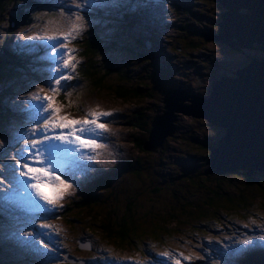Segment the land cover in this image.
I'll list each match as a JSON object with an SVG mask.
<instances>
[{
	"label": "rangeland",
	"instance_id": "1",
	"mask_svg": "<svg viewBox=\"0 0 264 264\" xmlns=\"http://www.w3.org/2000/svg\"><path fill=\"white\" fill-rule=\"evenodd\" d=\"M174 1H177L178 5L170 6L171 13L170 15L166 14L164 18L137 17L136 27L145 28L146 32L135 31L132 34L129 33L131 32L129 23L133 14L120 8V0H115V9L112 11L108 6H93L82 3L80 0H15L14 2L12 0L4 1L2 4L0 23L3 21V27H7V21H9V26L13 24V18L19 14L18 9L27 10L31 17L29 23L18 25L12 30L7 27L6 32L0 33V48L6 37L9 41L7 45L13 48L18 55L23 53L24 56H19L23 57L29 65V67L25 66L24 69H20L22 78L20 82L19 78H16V82H14V77H10L8 85L0 90V107L5 112L13 111L18 117L6 120V122L0 120V197L5 194L11 197V199H0V264H93L89 262L91 258H97L99 264H106V260H110L111 264H115V262L117 264L151 263L149 253L143 254L136 247L134 251L119 250L116 244L106 239L107 235L102 232L101 228L96 227L91 220L88 224V220L81 217L83 214L79 215L81 218L79 220L71 218L70 223L65 218L68 213L79 211V208L71 205V200L80 194V188L88 187L90 185L88 183L92 184L94 179L104 176L111 170H115L116 174L113 177V191L116 187L115 191L118 193L127 192V187L129 188L130 184L139 181L137 173L142 176L144 181H149L148 176L142 174L145 171L149 173L150 167L147 168L145 163L139 164L135 168L129 167L130 161L126 163L134 155L140 156L143 161L146 160V154H138L136 148L129 141L133 129L128 122L131 121L134 111L139 108L142 96L139 95L140 97L127 101V99L113 98L110 90L105 88L96 89L90 86L79 91L83 86L79 84L81 79L78 77L77 69L72 71L62 68L61 60L64 51L67 50L59 47L62 41H49L44 37L53 34L52 29L55 27V23L50 22L60 21L63 13L64 17L69 14L71 16L80 15L84 18L85 26L80 35L67 46L75 49V56L81 52L80 43L87 34V28L92 29L99 41L102 42L103 47L99 48V51L106 64L115 61L117 56L119 58L125 55L140 61L142 57L134 53L130 54L125 49L126 46L134 42L137 46L135 49L144 52L145 56L143 55V57L148 59L144 65V72L148 79H137V82L144 84L143 88L148 85L147 88L151 94L144 101L147 110L143 111V117H150L156 109L157 112L162 111L164 90L169 88L176 90L173 94L177 96L187 90L203 96L207 94L213 79L220 78L221 75H232L234 70L251 62L246 67V72H248L253 63L258 59H264V50L259 48V43L256 41L250 45H239L236 42L230 45L219 37L216 39L212 37V33L219 32L218 21L221 19L223 9L220 0ZM238 2L240 1L229 2L232 11H235V5ZM241 9L243 10V8ZM237 10L239 12V7ZM104 20L108 22H104ZM105 34L115 35V37L110 36V39L105 37ZM134 35L142 42L132 39L131 37H135ZM33 37L35 39H32ZM232 39L235 41L236 38L232 37ZM107 53L110 55L107 56ZM125 64L129 67L127 69H131L133 62L127 58ZM137 64L135 63V65ZM25 70L28 74L31 70H35L39 80L24 73ZM54 72L56 73L53 76ZM65 72H68L66 76L70 75L72 79L61 80L59 94L56 95L54 101L55 107L62 108L59 115L68 114L72 118L83 119L88 109L97 113L110 112L111 114L101 116L98 121L105 126L106 130L98 129L97 134L87 137L94 139L96 143L104 145V147L95 151L81 150L83 157L81 163L91 165V168L84 172L77 170L75 179L60 176V179L70 184L71 188L59 190L64 195L62 200L57 201L58 204L53 214L34 206L30 207V204L26 203L21 195L10 191L12 185L9 183L10 168L8 166L15 165L16 159L19 158L16 156L18 151L30 148L28 140L41 138L31 134V130L37 124L42 125L44 122L40 118L37 122L36 109L32 105L40 102L33 100V95L38 89L44 88L45 93H41V95L52 96L53 93L49 91V88L56 87L55 80ZM226 83L229 81L222 79L217 84L222 86ZM165 96L169 99L174 97L172 95ZM182 102L190 101L183 99ZM40 116L43 117L46 114L41 112ZM173 124L175 125L174 131L171 135L166 136L167 142L173 144L164 150V156L167 161L175 163L172 171L194 173L200 168V164L196 162L199 156L195 155V151L186 154L183 151L187 146L196 150L203 147L199 145L198 141L192 139L194 137L189 135L190 131L201 133V137L197 140L203 144H212L217 142L222 135L224 127L206 120H197L193 115L182 112L177 113ZM177 134L183 139L186 136L187 142L180 140ZM179 140L178 151V148L173 146ZM73 147L76 146L73 145ZM177 151L180 153H176ZM89 156H94L95 159L90 160ZM254 162L260 163L258 160H254ZM262 167L259 169H263ZM133 170L136 171V174ZM158 170L156 174L159 175L162 170ZM56 175L60 174L56 173ZM151 176L155 175L152 173ZM162 184L166 185L167 182ZM42 190L50 198H55L57 195V190L52 187L45 186ZM145 192L146 190L143 189L142 193ZM156 194L158 195V193ZM156 194H153L152 198L157 200ZM166 195H169V190H166ZM89 202L90 204H100L103 201L92 198ZM128 202L132 204V200L128 199ZM254 208H256L254 213L259 215L248 216L247 220L242 219L238 223L239 228L234 230L233 227L228 226L217 232L208 233L205 238V248L198 246L197 242L188 240L180 233L174 234L183 238L174 237L171 240L172 246L163 244L162 248L157 249L147 241L148 238H143L144 246L151 244V249H155V251L153 250L154 254L162 259L167 258V262L171 264H176L181 253L183 256L191 257L200 254L199 249L203 251L204 255L202 264H247L242 262L247 256H253V260H257L258 252H262L261 248L264 249V245L261 247L256 243V240L262 239V242L259 243L264 244V207ZM85 209H83L84 212ZM124 214L130 215L126 211ZM229 214L234 217L239 216L235 213ZM43 225L50 227L44 228ZM141 227H147L149 230L152 225L145 226V222H143ZM166 238L167 236L164 240ZM252 238L255 241H252ZM245 240H250L252 243L244 245ZM45 244L47 248L44 247ZM236 247H242L245 251L236 255H228L229 250ZM162 252H168L170 256H161ZM162 259H159L157 264H167ZM187 260L192 264L195 263L192 259Z\"/></svg>",
	"mask_w": 264,
	"mask_h": 264
},
{
	"label": "trees",
	"instance_id": "2",
	"mask_svg": "<svg viewBox=\"0 0 264 264\" xmlns=\"http://www.w3.org/2000/svg\"><path fill=\"white\" fill-rule=\"evenodd\" d=\"M4 1L12 0H0V11ZM126 11L127 13L131 12L129 10ZM18 13L13 18L14 20L12 19V25L9 26V21L6 22L10 30L18 25L29 23L30 12L18 9ZM132 14L133 16L130 18L129 23L130 34L135 33V31H142V28L136 27L137 17L134 15V11H132ZM2 25L3 21L0 23V33L7 31V27ZM87 29V34L80 43L81 52L75 57V60L79 61L76 66L78 77L81 79L79 84L83 86L79 91L90 86L96 89L105 88L110 90L109 92L113 98L127 99V101L142 96L139 108L134 111L131 121L128 122L133 129L129 136V141L136 148L138 154H146V160L143 161L140 156L134 155L126 163L130 161L129 167L131 166L132 168L145 163L147 168L150 167L149 173L145 171L142 174L148 176L149 181H144L142 176L138 173L136 174V171L133 170L139 181L135 184H130L129 188L127 187V192L118 193L115 191L116 187L113 191V177L116 176L115 170L109 171L104 176L97 177L92 184L88 183L90 185L86 186L87 188L81 187L80 194L71 200V205L79 208V211L66 215L65 218H67L68 223L71 222V218L81 219L79 215L83 214L81 217L87 219L88 224H90L89 221L91 220L96 227L101 228L102 232L107 235L106 239L116 244L119 250L129 249L134 251L136 247L143 254L149 253L151 261L149 264H157L162 257L154 254L155 249H153L154 251L151 249V244L145 247L143 238H148L147 241L152 243L157 249L162 248L163 244L172 246L171 240L174 237H185L190 241L195 240L204 247L203 242L208 232H217L221 228L228 226L233 227L235 230L239 228L238 223L242 219H247L248 216H258L259 214L254 213L256 211L254 207H264V167L263 169L254 167L250 170L246 167L236 166L224 172L207 170V163L205 162L208 156L207 143L203 144L197 140L201 137V133L195 131H190L189 135H192L194 137L192 139L198 141L203 148L196 150L187 146L183 151L184 154L195 151V155L199 156L196 162L200 164V168L194 173L172 171L175 163L166 160L164 150L168 149L173 143H168L166 137L156 151L142 147L141 143L146 138L147 124L149 125L151 115L156 112L153 111L150 117H143V111L147 110L146 102L144 101L151 94L147 88L148 85L143 88L144 84L137 82L139 78L148 79L146 72H144V65L148 59L143 57V55L145 56L144 52L135 49L137 46L133 42L131 45L126 46L125 49L130 54L134 53L142 57L140 61L125 55L119 57L121 60L117 56L115 61L106 64L103 62V55L99 51V48L103 47L102 42L99 41L92 29ZM95 30L97 31V29ZM110 36L115 37V35L105 34V37L111 39ZM131 38L137 39L136 36ZM139 41L142 42V40ZM7 42L9 41L5 37L0 48V90L8 85L10 77H14V82H16V78H19L20 82L22 79L20 69H24L25 66L29 67L27 61L19 56H24L23 53L18 55L13 48L7 45ZM187 43L190 44L188 41ZM109 55L110 53H107V56ZM127 58H130L133 62L131 69H127L129 67L125 64ZM135 63L138 64L135 65ZM24 73H27V70ZM67 73L62 75L66 76ZM28 75L39 80V76L34 70H31ZM16 115L13 111L5 112L0 107V120L6 122V120L17 119ZM194 118L200 121L207 120L198 116H194ZM39 120L38 118L37 122ZM177 135L179 136V134ZM179 137L180 140L187 142L186 136H184V139L181 136ZM180 140L173 146L178 148V151ZM181 149H183L182 146ZM178 151L176 153L179 154L180 152ZM158 169L164 172L160 171L158 175L156 174L159 171ZM152 173L155 176H151ZM166 182V185L162 184ZM143 189L146 190L145 193H142ZM166 190H169L168 196L166 195ZM122 194L124 196H121ZM153 194H156L157 200L152 198ZM92 198H98L103 202L90 204L89 201ZM128 199L129 201L132 200V204L127 203ZM83 209H85V212ZM124 211L130 215H125ZM227 212L228 215H226ZM229 213H235L239 216L234 217ZM143 222H145V226L152 225V227L149 230H147V227H141ZM174 233H180L183 237ZM165 236H167L165 239L167 242H164ZM261 249L262 252H258L259 258L253 260L252 264H264V260H261V258H264V249ZM203 257V253L200 252L198 255L191 256L190 259L195 262L194 264H202ZM96 259L91 258L89 262L99 264ZM162 260L167 264H171L167 262V258ZM177 260L179 264H192L184 259L183 256H179Z\"/></svg>",
	"mask_w": 264,
	"mask_h": 264
},
{
	"label": "water",
	"instance_id": "3",
	"mask_svg": "<svg viewBox=\"0 0 264 264\" xmlns=\"http://www.w3.org/2000/svg\"><path fill=\"white\" fill-rule=\"evenodd\" d=\"M223 1L220 0L225 9L222 10L221 19L218 21L219 32L212 33V37H219L230 45L233 42L250 45L256 41L259 48L264 50V25L259 29L260 15L251 11L247 0H238L240 2L235 5L236 12L230 8V3L235 0ZM238 7H245L248 12H238ZM229 17L238 24L228 23ZM232 37L236 38L235 41ZM250 64L251 62H248L245 66L237 68L232 75H221L220 78L213 79L207 96L187 90L175 98L176 94L173 93L176 90H164L162 111L156 110L151 115L142 147L156 151L163 139L172 134L175 129L173 121L177 113L182 112L204 117L210 123L224 127L217 142L207 144L208 156L205 162L209 171L224 172L236 166L250 170L254 167H264V59H258L246 72V67ZM222 79L228 80L229 83L217 88L218 81ZM165 95L174 97L169 99ZM183 99L190 102L183 103ZM193 104L199 107L191 109ZM254 160L260 163H255Z\"/></svg>",
	"mask_w": 264,
	"mask_h": 264
},
{
	"label": "snow or ice",
	"instance_id": "4",
	"mask_svg": "<svg viewBox=\"0 0 264 264\" xmlns=\"http://www.w3.org/2000/svg\"><path fill=\"white\" fill-rule=\"evenodd\" d=\"M89 5H98L106 7L112 0H86ZM80 7V5H77ZM61 20L55 23L52 29L53 34L47 35L49 41H62L60 48L67 49L63 53L62 68L75 70L78 60H75V49L67 46L80 35L83 30L84 18L80 15L64 17L61 14ZM95 23V21H93ZM32 39H35L33 37ZM72 79V76L60 75L55 80L56 87H50L49 91L53 93L52 96L41 95L45 93L44 88H40L33 95L32 99L39 101V104L32 105L36 109V116L43 119V124H37L31 130L33 136H39L40 139L28 140L30 148L21 149L16 153L19 157L15 161V165H9L10 179L9 183L12 185L11 192L19 194L23 200L45 212H55L57 201L63 199L64 193L59 190L70 189L71 185L65 183L60 179V176H66L69 179H75L77 170L84 172L91 168V165L82 164L83 159L81 155L82 149H89L95 151L96 149L104 147V145L96 143L94 139L87 138L92 134H97V130H106L105 126L98 121L101 116L110 115V112H94L88 109L83 119L72 118L68 114L59 115L62 111L61 107H55L54 101L56 95L59 94V87L61 80ZM43 112L46 116L41 117ZM75 145L76 147H73ZM39 146V147H38ZM88 159H95L94 156H89ZM59 173L60 175H56ZM48 186L57 190L55 198H50L42 188ZM0 199H11L5 194ZM40 201L45 202L41 204ZM51 205V207H48ZM42 227L48 228L49 225ZM43 243V241H41ZM244 245H250V240H245ZM47 248V245H44ZM245 251L242 247L231 248L228 255H236ZM161 256H170L168 252H162ZM183 256V253H181ZM184 259L190 257L183 256ZM140 264V262H137ZM179 264V261H176Z\"/></svg>",
	"mask_w": 264,
	"mask_h": 264
},
{
	"label": "bare ground",
	"instance_id": "5",
	"mask_svg": "<svg viewBox=\"0 0 264 264\" xmlns=\"http://www.w3.org/2000/svg\"><path fill=\"white\" fill-rule=\"evenodd\" d=\"M246 2L252 12L256 11L260 15L259 22L261 25H259V29H261L262 25H264V0H247ZM228 23L238 24V22L232 19L231 17H229ZM220 87L221 85L217 86V88H220ZM175 97H177V95H175ZM198 107L199 106L197 104H193V109H197Z\"/></svg>",
	"mask_w": 264,
	"mask_h": 264
},
{
	"label": "clouds",
	"instance_id": "6",
	"mask_svg": "<svg viewBox=\"0 0 264 264\" xmlns=\"http://www.w3.org/2000/svg\"><path fill=\"white\" fill-rule=\"evenodd\" d=\"M167 1H169V0H164V2L167 4V7H168V10H169V12L171 13V10H170V6H172V7H174L175 5H178V3H177V1L175 2L174 0L173 1H169V2H167ZM223 6V5H222ZM180 8V6L178 7V9ZM241 8H243V10L241 9ZM223 9H225V7L223 6ZM222 9V10H223ZM146 11V13H150L148 10H145ZM239 11H242V12H248V9L247 8H245V7H240L239 8ZM222 12V11H221ZM175 13V12H174ZM151 14V13H150ZM187 90V89H186ZM209 90V89H208ZM207 94H208V91H207ZM207 94L206 95H204V96H207ZM157 110V109H156ZM207 121V120H206ZM209 122V121H208ZM210 123V122H209ZM215 143V142H214ZM208 233H210V232H208ZM207 233V234H208ZM194 242H197V241H195V240H193ZM198 243V242H197ZM200 245H202V244H200V243H198V246H200ZM203 245H204V242H203ZM205 246H206V244H205ZM205 246H204V248H205ZM253 256H247V258L245 259V260H243L242 262H245V263H247V264H252L253 263V258H252ZM249 258V259H248Z\"/></svg>",
	"mask_w": 264,
	"mask_h": 264
}]
</instances>
